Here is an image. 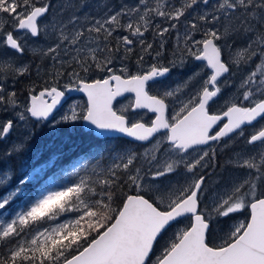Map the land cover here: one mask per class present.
I'll return each instance as SVG.
<instances>
[{"label": "snow or ice", "instance_id": "obj_1", "mask_svg": "<svg viewBox=\"0 0 264 264\" xmlns=\"http://www.w3.org/2000/svg\"><path fill=\"white\" fill-rule=\"evenodd\" d=\"M199 5L209 0H180L179 6L175 0H138L100 18L72 14L65 22L53 17L49 26L40 23L49 11L46 0H0L3 46L25 51L14 31L52 35L57 41L40 50L50 56L52 68L47 80L28 87V103H19L15 92L6 94V80L0 79V109L13 117L0 121V139L17 123L29 133L11 145L8 158L26 151L33 120L54 125L83 121L101 137L119 134L130 143L153 144L115 156L100 173L106 176L102 180L92 179L95 171L85 176L76 169L69 183L45 186L26 209L0 218V264H264V0H218L194 13L181 31V18ZM230 19L234 25H221ZM196 21L219 26L201 27ZM150 30L153 41L159 38L158 50L144 38ZM172 30L177 39L165 65V34ZM117 31L128 33L115 37L119 57L108 46ZM233 37L247 41L237 59L232 58ZM134 44L140 55L131 73L125 61ZM189 60L201 67L186 80L154 87ZM73 63L79 70H61ZM10 71L23 76L30 66ZM45 71L36 66L37 77L42 79ZM237 73L241 78L233 84L229 78ZM201 77L199 87L191 88ZM72 92L86 99L70 104L57 118ZM125 94L131 99L118 107ZM221 98L223 104L214 110ZM147 114L154 119L146 120ZM246 128L251 129L247 136ZM238 138L253 150L235 153L216 173L217 147L223 151ZM225 140L229 143L222 144ZM56 159L25 169L14 188H9L11 174L0 180V210Z\"/></svg>", "mask_w": 264, "mask_h": 264}, {"label": "rangeland", "instance_id": "obj_2", "mask_svg": "<svg viewBox=\"0 0 264 264\" xmlns=\"http://www.w3.org/2000/svg\"><path fill=\"white\" fill-rule=\"evenodd\" d=\"M46 2H49V5H50L49 6V13H48L50 15L49 16L47 15V17L45 16L43 18L41 25L49 24V26H51V22L53 20V17H56L58 20H63L65 22L69 19V17L72 14L83 17L84 14L87 13L89 16L100 18V17H103L105 13H109V15H110L116 11H119L121 9L122 5L126 4L129 6H132V5H136L138 3V1H135V0H46ZM194 7H196V9H195L196 13H199L204 8H208V7H205L204 5H199V6H194ZM109 9H111V12H109ZM191 17H192L191 18V20H192L193 14L191 15ZM182 20L190 21L188 16ZM196 22L201 27L219 26V25H213L212 23H211V25H206V24L201 25V23H204L203 21H196ZM234 24H235V19H230L229 21H223V20L221 21V25L227 26V27H231ZM257 27H260V26L257 25ZM198 34L199 33H197V35ZM86 35H87V33H86ZM126 35H128V33ZM118 36H121V34H118ZM197 37H199V36H197ZM165 39L167 40V45L169 44L170 48H174L175 43H176V39H177V32H175L172 35H169L168 33L165 34ZM56 42L57 41L54 38V36L50 35L48 37H45V35L42 33L41 36L35 37V39L28 37V40L26 41V44H25V48L31 52H32L31 49H34L37 51L39 50L38 55L40 56L41 55L40 50H46L47 47L53 46ZM230 42H232L234 44V49H235V51H233V53H232V58L237 59L238 57L236 55V52L239 51L241 49V46L246 44L247 41L245 39L233 37L232 41H230ZM157 44L159 45V43H156V46H157ZM29 54L31 55V53H29ZM40 57H42V55ZM255 63L259 64V61H256ZM189 64H193L192 61H189L188 64L184 68H176L175 69L176 70L175 75L173 77H170L164 83L156 84L154 87L155 88L173 87L176 84L181 83L182 81L186 80L188 76L192 75L193 72L197 71L201 67V64L190 65V66H189ZM115 67L119 68L120 65L115 66ZM128 68H129V71L131 73H135L137 70V66H128ZM253 69H254V66H253ZM69 70H71V69H69ZM76 70H79V69L76 68ZM241 75H242V73H237L235 76L230 77L229 78L230 82L233 84H238L239 80L241 78ZM202 79H203V77H201L197 81H195L191 85V88L199 87L200 81ZM191 88L189 89V91L191 90ZM79 102H81V101L78 98L68 102L67 105L64 106V109H62L61 112L57 115V118H59V115H61L63 113V111L66 110L70 104L79 103ZM220 102H223V98L220 100ZM127 103L128 102L119 103L118 107L126 105ZM82 125H83L82 121L66 123V126L68 127L66 129L76 130L78 128H82ZM258 126L259 125H257V127ZM37 127H38V130L41 128H43V129H41L40 132H37V134L33 132L34 134L31 136V137H33L36 135L35 144L38 147L36 152H34L32 150L31 156H29L30 153L28 152V149H26V151H24L20 156H18L16 158V160H18V162L12 163V162H9L8 159H6V153H8L10 151L11 147L0 146V180L6 181L8 179V175L11 174V184L9 185V188H14L17 186L18 181L23 176L26 175V172L24 171L25 169H27L28 171H31L32 168H35V167L39 166L40 164L45 163L46 161H48L53 156L57 157L56 162L59 158L58 154H53V153H48L47 156L41 158L46 153V151L50 148V146L48 145L47 148L44 149V147H45V145H47V143L45 142V140H41V135H44V137H45V134L47 136H50L52 138V145L55 142L53 138L57 137L58 143H60V145H61L59 148H61L62 147L61 139L62 138L64 139L65 136L62 135L61 131L59 130L60 125H54L52 123H47V124L45 123V124H39L38 126H36V128ZM45 130L47 132H45ZM18 132L19 131H16V133H18ZM19 133H20L21 138L20 139L15 138L13 140L14 142L17 140L24 139V136H28V134H29L28 131H23V132H19ZM241 140L242 139L240 138V142H241ZM50 141L51 140H48V144H50ZM7 145L9 146V144H7ZM40 146H41V149H44L43 151H40ZM152 146H153V144L148 143L146 146L142 147L139 152H142L145 148H150ZM253 147L254 146H251V145L241 144L240 152L241 153L251 152L253 150ZM133 150H135V148L131 147L130 152H132ZM236 151H238V150H236ZM37 153L39 154L40 160L36 159ZM2 156H5V158ZM20 157H22V158L20 159ZM228 158H230V157H228ZM227 161H228V159H225V162L223 163V165H225ZM55 165L56 164H54V166ZM49 169L50 168L46 169L44 171L43 175L38 176V177L34 178L32 181L27 182L26 185L23 186V191L21 192V194H19V196L17 198H15L8 206H6L5 209L0 210V218L5 219V220L10 219V218H12V216H14V214L17 211H21V210L26 209V207L31 202H33L35 200V198L38 197L40 191L43 190L45 186L51 187V188H56V185L54 184V181L56 179L55 176H53V174H48V175L46 174L47 170H49ZM219 172H220V170H217L216 173H219ZM215 179H216V176L213 178V181ZM173 180H181L182 181L183 177L182 176H175V177H173ZM0 191H4V190L0 189Z\"/></svg>", "mask_w": 264, "mask_h": 264}, {"label": "flooded vegetation", "instance_id": "obj_3", "mask_svg": "<svg viewBox=\"0 0 264 264\" xmlns=\"http://www.w3.org/2000/svg\"><path fill=\"white\" fill-rule=\"evenodd\" d=\"M135 1H138V0H135ZM153 2H155V0H153ZM164 2H165V0H161V3H164ZM175 2L177 3V6H179L180 0H175ZM217 2H218V0H209V5H207L205 7H208L210 9L212 7V5L214 3H217ZM195 9H196V7H193V9H190L189 12L185 16V17L188 16L190 21H191V18H192L191 15L196 13ZM48 13H49V11L45 14L46 17H47V15L48 16L50 15ZM44 17H42L40 19V23H42V20H43ZM185 17L181 18V24L178 25V27L180 28L181 31L183 30V23L185 22V20H182V19H184ZM156 22H160L159 18H157ZM202 24L205 25V22L201 23V25ZM206 25H211V23H207ZM164 26H167V25L165 24ZM6 30L7 31H14L11 28L10 25L6 26ZM175 32H176L175 30H172L168 34L172 35ZM118 34H121V36H122V35H126L127 32L117 31V32L113 33V36L111 37L110 41H111V45L114 47V49H113L114 52H115V49L117 48V42H116L115 37L118 36ZM14 35L21 36V38H22L21 42L24 43V44H26V41L28 40V37H31L29 34H23V33L15 32V31H14ZM93 35H94V33H93ZM197 36H199V37H196V38H200V34H198ZM31 38L35 39V37H31ZM144 38L148 42H153L154 50H158V46L159 45L157 44V46H156V43H159V40H158L159 38H157L155 41H153V33H152L151 30L148 31V32H145V37ZM2 41H3V36H0V79L6 80V84H5L6 94H11L12 92H15L17 101L19 103H21L22 105L26 104V103H28V100H27V89H28V87L33 82H35V83H37L39 85V84H41L43 82V80H47L48 79L47 71L52 68V60H51L50 56L49 57H44V56L40 57L41 55L40 56L38 55L39 54V50L37 51V50L31 49L32 52H30L29 50H27L25 48V51L22 54L18 53L15 50H13V49H11V48H9L7 46H3L2 45ZM169 46H170L169 44L168 45L166 44L165 53H164V56L162 57V62L165 65H167V62L172 58V54L171 53L173 51V48H170ZM120 47L122 49L123 45H120ZM132 48H133V52L129 55V58L125 61V63L128 66H137L136 65V61H137V58L140 55V46L138 44H134V45H132ZM29 53H31V55ZM121 54L122 53H120V52H115V55L117 57H119V55H121ZM61 55L63 56L62 53H61ZM70 58H71L70 56L63 57V59H65V60H69ZM189 61H192V63H193V64H189V66L190 65L201 64V62H198V61H193V60H189ZM146 62L147 63H151L152 62V58L151 57H147L146 58ZM25 64L30 66V71L26 75L16 76L10 71V69H16V68H18L20 66H23ZM37 65H40L43 69L46 70L45 73L43 74V78L42 79L40 77H37V75H36V66ZM118 65H120V63H119V60L117 59L115 61V66H118ZM74 68L75 69L78 68L74 63L71 66L65 64L61 70L65 71V72H68V71H72ZM69 69H71V70H69ZM175 69L176 68H173L171 73L166 78L162 79V83L166 82L170 77H173L175 75V71H176ZM99 75L100 74L97 73V76H99ZM157 84H160V83H157ZM76 98H78L81 102L86 99L83 96V94H79V93L73 92L71 94V96H69L66 99L65 106L67 105L68 102H70V101H72V100H74ZM130 99H131V95H128V96H125V97L119 99L118 101H119V103H122V102H128ZM220 100L215 105H213V109L214 110L218 109L223 104L224 101L220 102ZM118 104H117V106H118ZM58 114L59 113H57L56 115H58ZM10 118H13L12 115H11V112L4 111V110L0 109V121L6 120V119H10ZM149 118L154 119V117H152L151 114H147L145 116V119L147 120ZM82 124H83V121H82ZM38 125H39V123L35 122L34 120L31 122L32 131L34 133H36V134H37V132H40L41 129H43V128H41V129L38 130V127L36 128V126H38ZM63 126H66V124H61L60 125V128H59L60 131L63 130ZM82 127H83V125H82ZM21 129L23 131H28L23 126L22 123H17L16 127H14V129L7 136V138L0 139V146H2V147H11V145L14 143L13 140L15 138H17V139L21 138L20 137V133H19V132H23ZM16 131H19V132L16 133ZM250 131H251L250 128H246L245 129V136H247ZM45 132H47V131L45 130ZM25 137L26 136H24V138ZM45 138H46V141H48V140H50L51 137L47 136L45 134ZM118 138H123V137H118ZM124 139H126V138H124ZM241 139H242L241 142H240V138L236 139L235 142L232 143V147L225 148L223 151L220 150V147H217V162L216 163H217L218 167L216 168L215 172H217V170H220L219 166H223V163L225 162V159L230 160L234 156V154L236 152H240L241 144H245L244 143V139L243 138H241ZM35 140H36V135L31 137L30 141L27 144V149H28V152L30 153L29 156H31L32 150L34 152H36V150L38 148L36 146V144H35V142H36ZM227 143H229L228 140H225V141L222 142V144H227ZM7 144H9V146ZM146 145L145 144H140V143H134V146H132V147L135 148L136 151H140L141 148L146 146ZM45 148H47V145H45L44 149ZM44 149H41V146H40V151H43ZM236 150H238V151H236ZM46 155H48V154L46 153ZM228 157H230V158H228ZM20 158H22V157H20ZM208 171L211 173L212 169H209ZM214 177H215V175H211L209 177V179L213 180Z\"/></svg>", "mask_w": 264, "mask_h": 264}, {"label": "trees", "instance_id": "obj_4", "mask_svg": "<svg viewBox=\"0 0 264 264\" xmlns=\"http://www.w3.org/2000/svg\"><path fill=\"white\" fill-rule=\"evenodd\" d=\"M110 39L111 37L108 39V46L114 49ZM66 128L68 127L63 126L61 131L62 135L65 136L64 139H61V148H59L61 145L58 143L57 137L53 138L55 142L52 145V138H50L51 141L48 144L44 135H41V140H45L47 146H50L46 153L59 155L56 165L47 170L46 173L47 175L53 174L55 176L54 184L56 187L72 181L74 179L73 173L76 169H80V173H77V175L82 173L88 176L95 171L97 176H93L92 179L102 180L106 178L105 175H100V173L106 171L105 166L111 167V162L115 156H126L130 152V148L134 146V143H130L129 140L124 138H98L92 132L85 131L83 127L76 130ZM46 153L41 158L47 156ZM2 157L5 158V156ZM16 158V156L10 158L6 156V159L12 163L18 162ZM124 191H128V189L125 188ZM165 240H167V236H165L164 240H161V244Z\"/></svg>", "mask_w": 264, "mask_h": 264}, {"label": "water", "instance_id": "obj_5", "mask_svg": "<svg viewBox=\"0 0 264 264\" xmlns=\"http://www.w3.org/2000/svg\"><path fill=\"white\" fill-rule=\"evenodd\" d=\"M41 18H42V17H41ZM72 93H73V92H72ZM72 93H70V94L67 96V98H68L69 96H71ZM79 94H81V93H79ZM127 95H131V94H125V96H127ZM125 96H124V97H125ZM67 98H66V99H67ZM85 98H86V97H85ZM121 98H123V97L118 98V100L121 99ZM83 125H84V128H85L86 131H92L94 135H96L97 137H101V136H99V135L96 133L95 129H94L92 126L88 125L86 122H83ZM105 137H123V136H121V135H119V134H112V135L104 136V137H101V138H105ZM124 138H125V137H124ZM143 143H146V142H143Z\"/></svg>", "mask_w": 264, "mask_h": 264}, {"label": "bare ground", "instance_id": "obj_6", "mask_svg": "<svg viewBox=\"0 0 264 264\" xmlns=\"http://www.w3.org/2000/svg\"><path fill=\"white\" fill-rule=\"evenodd\" d=\"M45 16V15H44ZM43 16V17H44ZM41 19V18H40ZM31 52V51H30ZM36 54V53H35ZM13 75V74H12ZM128 96V95H127ZM97 137V136H96ZM98 138H101V137H98ZM105 138H116V137H105ZM124 138V137H123ZM127 139V138H126ZM140 144H148V143H140Z\"/></svg>", "mask_w": 264, "mask_h": 264}]
</instances>
